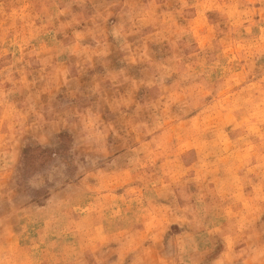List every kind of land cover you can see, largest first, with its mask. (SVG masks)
<instances>
[{
	"label": "rangeland",
	"instance_id": "1",
	"mask_svg": "<svg viewBox=\"0 0 264 264\" xmlns=\"http://www.w3.org/2000/svg\"><path fill=\"white\" fill-rule=\"evenodd\" d=\"M0 264H264V0H0Z\"/></svg>",
	"mask_w": 264,
	"mask_h": 264
}]
</instances>
